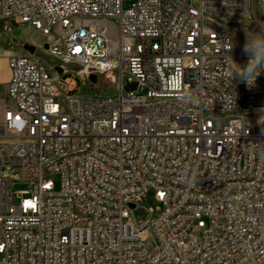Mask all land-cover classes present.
I'll return each mask as SVG.
<instances>
[{"label":"built area","instance_id":"1","mask_svg":"<svg viewBox=\"0 0 264 264\" xmlns=\"http://www.w3.org/2000/svg\"><path fill=\"white\" fill-rule=\"evenodd\" d=\"M253 16L254 0H0V41L10 22L47 37L7 60L0 264H264V71L240 80L232 35ZM74 68L118 95L71 94Z\"/></svg>","mask_w":264,"mask_h":264},{"label":"rangeland","instance_id":"2","mask_svg":"<svg viewBox=\"0 0 264 264\" xmlns=\"http://www.w3.org/2000/svg\"><path fill=\"white\" fill-rule=\"evenodd\" d=\"M8 28H2L0 41V97H5L7 90V77L10 70L7 60L10 56L25 55L26 50L24 45L43 44L47 37L41 32L35 30L31 25H18L10 22ZM232 35L234 46L237 53L245 54L243 51L246 40H251L255 36H264V0H254V16L249 22L242 23L232 28ZM259 47H264L262 43ZM258 47H253L246 55L251 56L257 53ZM58 65V62L52 64ZM73 72L63 73L62 78H71L76 81V90L71 94H78L81 96H96L105 97L110 94L117 96L119 91L117 87L107 80L111 77L109 75L98 76L96 82L93 83L88 79L77 74L78 69H72ZM51 179L55 184L56 190L60 187V176L56 173L52 174ZM17 189H27L26 185H17ZM160 204L155 200L154 192L149 191L136 208H134V216L139 224L144 223L151 218L149 208L159 207Z\"/></svg>","mask_w":264,"mask_h":264},{"label":"clouds","instance_id":"3","mask_svg":"<svg viewBox=\"0 0 264 264\" xmlns=\"http://www.w3.org/2000/svg\"><path fill=\"white\" fill-rule=\"evenodd\" d=\"M264 43V36H255L251 40H246L243 51L245 54L249 53L253 47H258L257 54L248 56L247 62L240 67L238 65L237 76L242 82L247 84L254 83L257 77L264 71V47H259ZM232 63L234 60H232Z\"/></svg>","mask_w":264,"mask_h":264},{"label":"water","instance_id":"4","mask_svg":"<svg viewBox=\"0 0 264 264\" xmlns=\"http://www.w3.org/2000/svg\"><path fill=\"white\" fill-rule=\"evenodd\" d=\"M48 48V46L47 45H45V49H47ZM24 49L25 50H27V51H29L30 53H34L35 52V50H36V47L34 46V45H30V44H26V45H24ZM57 70L59 71V72H62V70L60 69V68H57ZM96 76L95 75H91L90 76V80L93 82V83H95L96 82ZM127 88V90H132V89H135L136 88V85H129V86H127L126 87ZM132 207H134V206H132Z\"/></svg>","mask_w":264,"mask_h":264},{"label":"bare ground","instance_id":"5","mask_svg":"<svg viewBox=\"0 0 264 264\" xmlns=\"http://www.w3.org/2000/svg\"><path fill=\"white\" fill-rule=\"evenodd\" d=\"M102 24L106 25V26H113V18L102 17ZM191 227L192 228H199V219H192L191 220Z\"/></svg>","mask_w":264,"mask_h":264},{"label":"crops","instance_id":"6","mask_svg":"<svg viewBox=\"0 0 264 264\" xmlns=\"http://www.w3.org/2000/svg\"><path fill=\"white\" fill-rule=\"evenodd\" d=\"M9 77H10V74H9L8 77H7V82H8V80H9Z\"/></svg>","mask_w":264,"mask_h":264}]
</instances>
